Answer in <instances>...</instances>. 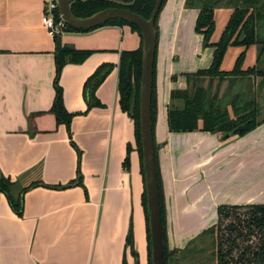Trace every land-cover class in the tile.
<instances>
[{"label":"crops","instance_id":"0c3cea01","mask_svg":"<svg viewBox=\"0 0 264 264\" xmlns=\"http://www.w3.org/2000/svg\"><path fill=\"white\" fill-rule=\"evenodd\" d=\"M47 1L0 0V178L12 182L15 197L26 189L22 213L0 193V264H150L136 124L119 94L121 54L139 49L141 34L127 24L60 34L62 45L89 52L69 60L60 75L65 107L74 115L68 128L51 110L57 41L42 22ZM233 11L229 5L215 9L213 43ZM198 16L186 0H167L158 19L155 140L168 246L177 250L168 264L196 238L214 241L203 232L217 223L220 205L264 204L263 76L244 79L256 89L260 109L258 126L247 134L169 129L172 91L188 88L187 73L213 61L215 47H204L195 30ZM256 27L264 40V8ZM262 46L246 51L244 69L264 70ZM244 49L230 46L221 69L231 54L234 67ZM103 64L112 69L90 106L85 84Z\"/></svg>","mask_w":264,"mask_h":264},{"label":"trees","instance_id":"16d2710c","mask_svg":"<svg viewBox=\"0 0 264 264\" xmlns=\"http://www.w3.org/2000/svg\"><path fill=\"white\" fill-rule=\"evenodd\" d=\"M156 1L157 0H71V3L74 13L81 17L89 16L105 8L124 7L148 19L152 15ZM166 1L167 0H163L156 19L157 42L158 19ZM220 5L232 6L234 11L221 38L218 42L213 43L211 39L216 27L215 9ZM186 7L199 10L195 30L203 35L204 47H215V51L210 67L187 73L188 80L193 78V88L188 87L186 89L172 91V101L168 108L169 129L171 132H192L201 129L212 133L224 132L225 134L245 135L258 126L257 119L260 109L255 98L253 97L246 101L244 95L236 94L229 103H224L220 100V86H218L216 93L212 94V89H210L211 83L209 82V86L204 88L201 86V82L203 78L209 77L210 80L219 78L221 84L228 78L232 85L234 78L245 79L253 76L264 77V70H258L255 67H250L248 69L243 68L247 54L246 51L252 45L257 43L262 44V51H264V40L259 39L258 29L256 27L257 19L261 14V10L264 8V0H186ZM56 15L59 16V10H57ZM110 24L131 25L133 29L140 33V29L135 24L120 18L111 19L100 26ZM97 27L91 29H75L67 25L65 30L84 32ZM55 38L57 41V70L55 77L56 98L51 110L55 113L58 123L66 124L67 127L70 128L74 115L68 112L65 107L59 79L64 65L69 60L80 61L84 59L89 52L62 45L60 35H56ZM230 46H242L245 49L238 56L232 70L226 71L222 70L221 66ZM69 57L71 59H69ZM141 63L142 46L137 50L122 52L119 64V94L121 108L127 111L135 120L138 145L141 158H143L140 136ZM110 69H112L110 64H103L86 81L84 91L90 106L95 105L96 90L104 81ZM155 81L156 59L154 65L152 121L160 186L163 231L166 241L165 264H168L169 257L177 252V250L170 251L167 240L165 203L158 165V146L155 140V123L157 116ZM232 87L233 86H229V89L225 92L226 96H229ZM229 104L232 106L234 117H231L228 111ZM200 121H202V126H200ZM142 171L144 173L143 160ZM34 185H32V187ZM12 187L13 184L9 179L4 176L0 178V193L4 192L7 194L13 209L17 213H22L23 201L21 196L26 189H24L19 196L15 197L11 193ZM144 203L148 223L150 264H153V249L149 224L150 213L147 206L146 190L144 194ZM203 233H212L214 235V256L216 258V264H264V204L220 205L218 207L217 223ZM131 239L132 233L129 234V241H131Z\"/></svg>","mask_w":264,"mask_h":264},{"label":"water","instance_id":"95a60500","mask_svg":"<svg viewBox=\"0 0 264 264\" xmlns=\"http://www.w3.org/2000/svg\"><path fill=\"white\" fill-rule=\"evenodd\" d=\"M163 0H157L150 18L124 7H111L97 11L89 16L81 17L72 10L71 0H57L58 10L64 22L75 29H91L111 19H123L135 24L142 37V63L140 82V136L142 160L147 194V206L150 213L149 224L152 242L153 264H165V245L160 186L156 161L155 142L152 121V96L154 81V65L157 52L156 19ZM210 89L214 80H210ZM232 136L231 133L227 137Z\"/></svg>","mask_w":264,"mask_h":264},{"label":"rangeland","instance_id":"374dc122","mask_svg":"<svg viewBox=\"0 0 264 264\" xmlns=\"http://www.w3.org/2000/svg\"><path fill=\"white\" fill-rule=\"evenodd\" d=\"M233 54H231L226 63L225 66L227 69L223 70H228L230 71L233 68ZM244 68V67H243ZM249 78V77H248ZM238 78H234L233 81H235ZM210 79L209 77H205L202 79L201 86L204 88H207L209 86ZM235 84V83H234ZM232 84L235 86V88L231 91L229 96L225 95V92L228 90V87L231 86L230 80L228 78L225 79L220 84L219 78L214 81L212 84V94H215L217 91L218 86H220V100L221 102L223 101L224 103H229L236 94H242L244 95L245 100H250L251 98L254 97L255 93L254 91L256 90L252 83H249L248 81H244L243 78H241V81L238 82L237 84ZM189 88H193V78H190L189 83H188ZM255 89V90H254ZM228 111L231 115V117H234L233 109L232 106L229 104L228 105ZM167 223V222H166ZM207 240L203 244H200V238H196L195 240L197 242H194L191 244V249L189 251H186L183 253L182 258L179 259L177 258V262L172 261L171 264L174 262L176 264H213L212 258H211V252L213 250V247L211 244L214 246V241H211L213 239V236L205 237Z\"/></svg>","mask_w":264,"mask_h":264},{"label":"built area","instance_id":"2783aa9c","mask_svg":"<svg viewBox=\"0 0 264 264\" xmlns=\"http://www.w3.org/2000/svg\"><path fill=\"white\" fill-rule=\"evenodd\" d=\"M58 10L57 0H48L45 5L42 22L52 36L60 35L66 29L67 24L59 16L56 15Z\"/></svg>","mask_w":264,"mask_h":264}]
</instances>
